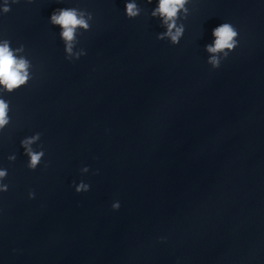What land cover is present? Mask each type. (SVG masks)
<instances>
[{"label": "water", "instance_id": "water-1", "mask_svg": "<svg viewBox=\"0 0 264 264\" xmlns=\"http://www.w3.org/2000/svg\"><path fill=\"white\" fill-rule=\"evenodd\" d=\"M64 6L95 16L79 60L48 22ZM189 7L179 45L156 39L150 15L128 19L124 0H21L0 16L34 65L0 134V264H264V0ZM224 21L240 45L213 69L203 46ZM36 131L33 171L20 140Z\"/></svg>", "mask_w": 264, "mask_h": 264}, {"label": "clouds", "instance_id": "clouds-1", "mask_svg": "<svg viewBox=\"0 0 264 264\" xmlns=\"http://www.w3.org/2000/svg\"><path fill=\"white\" fill-rule=\"evenodd\" d=\"M20 2L21 0H0V16L9 13L12 5ZM33 2L34 0H26L28 4ZM146 3L153 5L150 12L142 6L141 0H124L125 16L128 19H135L142 14L150 15L163 29L156 34V39L167 41L171 45H179L186 33L185 21L191 14L189 5L193 3V0H146ZM94 19L92 11L80 6L58 7L52 11L48 22L59 30L58 35L64 45L65 59L79 60L87 55V50L79 46L80 37L91 30ZM239 37V29L230 21H224L215 26L211 31L210 41L203 46L207 54L206 63L213 69L220 68L223 61L239 47ZM33 67V62L23 43L13 46L10 39L0 36V134H3L12 122L11 100L8 97L34 78ZM41 137L42 133L36 131L20 140L23 155L27 157L26 166L33 171L44 162L46 156ZM7 159L11 162L16 161V153L9 154ZM80 171L82 174H87L90 168L85 165ZM8 176V168L0 165V194L10 189V183L6 182ZM73 187L77 193H85L91 191L92 185L80 179L78 183L73 181ZM36 195L35 190L28 192L29 199H35ZM111 207L113 210H119L121 202L114 200ZM165 239L166 237H160L161 241Z\"/></svg>", "mask_w": 264, "mask_h": 264}]
</instances>
